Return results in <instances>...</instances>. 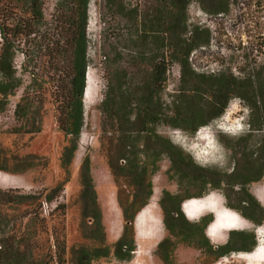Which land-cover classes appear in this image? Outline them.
I'll list each match as a JSON object with an SVG mask.
<instances>
[{
  "label": "rangeland",
  "instance_id": "1",
  "mask_svg": "<svg viewBox=\"0 0 264 264\" xmlns=\"http://www.w3.org/2000/svg\"><path fill=\"white\" fill-rule=\"evenodd\" d=\"M119 3L122 10L118 16L113 11H104V6L100 10V0H89L86 24L87 68L81 99L83 127L77 150L66 172L60 165V155L66 145V139L57 124L56 106L59 95L55 88L57 85L45 79L37 81L35 88L38 92L29 93L33 95L29 96L28 102L24 101L29 107L27 116L17 118L14 114L15 106L22 99L25 88L30 85L31 74L28 67L22 64L20 53H17L14 59L17 74L22 78V86L9 98L5 111L0 113V163L5 164L8 169L22 168L24 171L18 174L0 171V189H18L21 193L41 198L22 205L0 204V239L4 234L21 240L27 244L28 254L42 264H75L71 260L72 247L97 246L96 243L84 239L79 228L81 221L79 168L85 155L90 161V175L102 214L105 245L112 250L114 242L122 232L123 221L116 200L117 190L119 188L123 196H126L134 188L130 181H124L118 187L107 164L108 159L115 161L120 147L117 135L105 131L98 110L106 90L101 47L104 45L107 48L110 57L116 61L114 66H118L124 72V88L127 93L135 94L132 99L137 100L145 68L138 64V60L135 62L132 59L139 49L133 45L138 31L134 21L130 19V14L134 11L143 14L148 7L162 8L165 3L160 1L153 4L150 0H119ZM11 4L13 0H0V18L9 19L24 13L25 6L22 1L16 14L12 12ZM53 5L54 0H44L43 15L47 20L53 13ZM219 6L226 8V11L216 13ZM187 26L188 35L194 32L198 41L207 40L205 45L190 54L191 71L211 77L213 80L234 78L238 82H244L248 94L251 86V91L254 90L256 94L264 97V0L217 2L194 0L187 6ZM151 48L154 50L156 47ZM153 52L161 54L160 51ZM117 53L121 55L118 56ZM193 85H195L193 81L182 78L178 65L172 64L167 69L165 86L160 93L161 102L168 108L167 116L173 115V109L179 103L182 91L192 89ZM201 87L204 88L205 85ZM32 88L34 90V87ZM174 101L177 103H173ZM237 101L239 104H236ZM199 102L205 105L203 97ZM248 104L247 100L231 95L223 113L192 134L169 125H158L149 134H139L135 129L127 131L124 134L127 137L125 151L129 155L140 152L145 147L147 137L157 136L161 141H167L181 149L194 165L214 170L217 174L211 177L219 179L218 187L205 192L202 191L204 189L200 182L179 180L170 171V161L167 154L163 153L155 161V171L150 176L151 197L155 193V205L161 223L160 238H148L151 235L150 229L144 234L138 232L134 220L135 250L129 261L115 258L112 253L108 256H90L86 259L92 260L95 264H162L156 249L168 236L163 223L165 213L159 205L160 199L166 196L165 193L182 198L179 208L188 224H197L208 215L213 218V214L205 212L197 219L188 220L182 212L181 205L190 199H201L211 195L223 204L221 206L235 212L244 221V228L225 231V239L218 243H213L208 238L205 227L202 234L210 245H224L232 232H252L255 234L257 245L263 243V238L257 232L259 229L264 232V223L255 226L237 212L243 197L240 190H246L251 194L264 212V124L251 131ZM234 105L237 111L232 110ZM132 108L134 107L128 108V111ZM242 109L248 110L246 119L242 121L245 129L242 133L233 135L227 129L244 115ZM136 126L137 124L130 127ZM250 152L253 154L252 159L257 160L254 166H259L263 170L260 179L251 183ZM138 159L141 163L150 161L142 155H139ZM245 167L249 168L244 174L249 180L244 181L242 177H238L234 181L231 176L234 173H242ZM200 192H204L202 197H194ZM257 194L262 197H257ZM45 200L48 208L43 211L40 209V202ZM149 201L150 199L147 204ZM171 240L176 242L174 238ZM243 254L247 253L231 251L214 260L203 248L176 243L172 264H258L237 259Z\"/></svg>",
  "mask_w": 264,
  "mask_h": 264
},
{
  "label": "trees",
  "instance_id": "2",
  "mask_svg": "<svg viewBox=\"0 0 264 264\" xmlns=\"http://www.w3.org/2000/svg\"><path fill=\"white\" fill-rule=\"evenodd\" d=\"M21 1L25 6L23 14L9 19L0 18V113L5 111L9 98L22 86V78L14 66L16 54L20 53L22 64L28 67L31 77L30 85L25 88L22 99L15 106L14 114L17 118L27 116L29 107L24 101L33 95L29 93L38 92L35 88L37 81L45 79L57 85L55 86L59 93L56 106L57 124L66 139V145L60 155V165L66 172L77 150L83 127L81 99L87 68L86 24L89 0H54L53 13L49 20L43 15L44 0H13L11 4L13 13L19 12ZM150 1L153 4L160 1L165 4L162 8L148 7L143 14L135 11L130 14V19L134 21L138 31L133 45L139 49L132 59L135 62L138 60V64L145 68L137 100L132 99L135 94L127 93L124 88V72L118 66H114L116 61L110 57L107 48L104 45L101 47L106 90L98 110L105 131L117 135L120 147L115 161L108 159L107 164L118 187L120 183L130 181L134 188L126 196H123L122 190L119 188L117 190L116 200L123 221L122 232L114 242L112 250L105 245L102 214L90 175V161L85 155L79 168L81 185L79 228L83 238L96 243L97 246L72 247L71 260L75 264H95L86 258L108 256L110 253L122 261L131 259L135 250L133 240L135 216L147 205L152 195L150 176L155 171V161L163 153L167 154L170 161V171L179 180L200 182L204 189L202 191L205 192L218 187L219 179L211 177L217 174L214 170L194 165L181 149L167 141H161L157 136L150 137L151 139L147 137L145 147L140 152L129 155L125 151L127 137L124 134L127 131L135 129L139 134H149L158 125H169L192 134L199 127L218 118L225 110L231 95H237L249 102L251 131L264 124V97L256 94L254 90L251 91V86L248 94L244 82H238L234 78L213 80L211 77L191 71L190 54L207 43V40L198 41L194 32L188 35L187 6L194 0ZM102 6L104 11H113L115 15H121L122 6L119 0H100V10ZM224 11L226 8L219 6L216 13ZM151 46H155L156 50H152ZM153 51H160L161 54L157 55ZM116 55L120 56L121 53ZM172 64L179 66L182 78L193 81L195 85L188 91H182L179 103L176 102L178 100L173 102L177 103L173 115L167 116L168 108L161 102L160 93L165 86L166 71ZM202 85L205 87L202 88ZM202 97L205 99V105L199 102ZM132 106L134 108L128 111ZM136 124V127H130ZM139 155L150 161L141 163ZM252 156L250 152V183L258 181L263 174L261 167L254 166L257 160L252 159ZM0 171L18 174L24 169H8L5 164L0 163ZM242 171L239 174L234 173L231 178L235 181L242 177L244 181H248L244 174L249 168L245 167ZM203 193L200 192L194 197H202ZM240 193L243 197L237 212L255 226H261L264 223L262 207L246 190H240ZM165 195L160 199L159 205L165 213L163 223L168 236L156 249L162 264H172L176 243L203 248L214 260L231 251L251 252L257 245L255 234L252 232H232L224 245H210L202 231L213 220L212 216L208 215L197 224H188L179 208L182 198L167 193ZM40 198L21 193L18 189H0V204L3 205H22ZM46 200L40 202V209L43 202L47 203ZM2 235L0 264H42L28 254L26 243L11 235ZM171 238L176 242H171Z\"/></svg>",
  "mask_w": 264,
  "mask_h": 264
},
{
  "label": "bare ground",
  "instance_id": "3",
  "mask_svg": "<svg viewBox=\"0 0 264 264\" xmlns=\"http://www.w3.org/2000/svg\"><path fill=\"white\" fill-rule=\"evenodd\" d=\"M89 78L90 77L87 78L88 85H89ZM230 112L228 115H230ZM257 197L260 198L262 197V195L259 194L258 196L257 194ZM155 201H156V197L154 193L153 196L150 198L149 203L136 216L135 227L138 232L141 231L143 232V234L145 233V231H147V229L148 230L150 229L151 235L148 238L158 239L162 235V230H161L160 218L157 215V208L155 205ZM188 201L184 202L181 206L182 212L188 220L197 219L202 213L205 212L213 214L215 212V209H220V212L216 215L218 219L212 225H210L206 230V234L208 238L213 243H218L224 240L225 231L242 229L245 227L244 221L235 212L221 206L223 204L217 198H214L212 195L206 196L201 199H196V198L190 199ZM257 233L258 235H260V237L263 238L262 241L263 243L257 245L253 251L247 254L239 255L237 259L246 262L252 261L258 264H264V234H263L264 232L263 230L259 229Z\"/></svg>",
  "mask_w": 264,
  "mask_h": 264
},
{
  "label": "clouds",
  "instance_id": "4",
  "mask_svg": "<svg viewBox=\"0 0 264 264\" xmlns=\"http://www.w3.org/2000/svg\"><path fill=\"white\" fill-rule=\"evenodd\" d=\"M236 104H239V101H237ZM237 110H238L237 107L234 105L233 111H237ZM242 111L244 112V115L240 116L239 119H237L234 122V125L231 128L227 129V131L233 135H238V134L242 133L245 129V125L242 123V121L246 119L248 110L242 109ZM219 129H221V128H219Z\"/></svg>",
  "mask_w": 264,
  "mask_h": 264
},
{
  "label": "water",
  "instance_id": "5",
  "mask_svg": "<svg viewBox=\"0 0 264 264\" xmlns=\"http://www.w3.org/2000/svg\"><path fill=\"white\" fill-rule=\"evenodd\" d=\"M182 206V205H181ZM220 212V209H215V212L213 213V220L210 222V223H208L207 225H206V228H205V231L208 229V227L210 226V225H212L218 218H217V214ZM139 213V212H138ZM138 213L136 214V215H138Z\"/></svg>",
  "mask_w": 264,
  "mask_h": 264
},
{
  "label": "built area",
  "instance_id": "6",
  "mask_svg": "<svg viewBox=\"0 0 264 264\" xmlns=\"http://www.w3.org/2000/svg\"><path fill=\"white\" fill-rule=\"evenodd\" d=\"M47 208H48V204L45 203V202H43V203H42V210H43V211H46Z\"/></svg>",
  "mask_w": 264,
  "mask_h": 264
}]
</instances>
